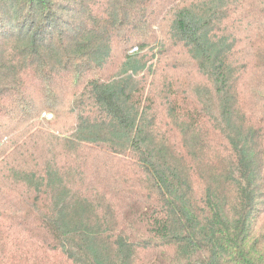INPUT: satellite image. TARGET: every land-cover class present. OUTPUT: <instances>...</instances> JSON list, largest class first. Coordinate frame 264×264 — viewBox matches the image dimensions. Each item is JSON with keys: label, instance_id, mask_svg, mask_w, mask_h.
I'll list each match as a JSON object with an SVG mask.
<instances>
[{"label": "trees", "instance_id": "16d2710c", "mask_svg": "<svg viewBox=\"0 0 264 264\" xmlns=\"http://www.w3.org/2000/svg\"><path fill=\"white\" fill-rule=\"evenodd\" d=\"M0 264H264V0H0Z\"/></svg>", "mask_w": 264, "mask_h": 264}, {"label": "rangeland", "instance_id": "374dc122", "mask_svg": "<svg viewBox=\"0 0 264 264\" xmlns=\"http://www.w3.org/2000/svg\"><path fill=\"white\" fill-rule=\"evenodd\" d=\"M159 30H167V23L166 22L165 23H161L160 26H159ZM177 59L178 58H175V57L169 56V55H167L165 57V62H167V63L163 65V67L165 68L164 78L163 79L170 78V77H172L174 75V73L171 71V67L172 66H177L178 64H180V62H178ZM179 79H180V82H182V83H187V82H190L191 81L190 78L188 76H186V75L180 76ZM43 117H44V115H43ZM47 119L48 120H53V115H51V116L49 115L47 117ZM55 129L57 131H61V132L63 131V132H66L68 134L71 131V128L69 127V123L66 124V125L63 124V125L55 128ZM102 158L103 157H98L97 158L98 160H96V162L101 161L100 164H103L104 162H103ZM110 165L112 166L111 163H110Z\"/></svg>", "mask_w": 264, "mask_h": 264}]
</instances>
